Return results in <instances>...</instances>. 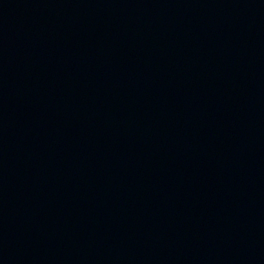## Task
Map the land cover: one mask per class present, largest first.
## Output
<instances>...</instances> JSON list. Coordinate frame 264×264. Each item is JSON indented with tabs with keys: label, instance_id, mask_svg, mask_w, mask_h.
Wrapping results in <instances>:
<instances>
[{
	"label": "water",
	"instance_id": "obj_1",
	"mask_svg": "<svg viewBox=\"0 0 264 264\" xmlns=\"http://www.w3.org/2000/svg\"><path fill=\"white\" fill-rule=\"evenodd\" d=\"M0 264H264V0H0Z\"/></svg>",
	"mask_w": 264,
	"mask_h": 264
}]
</instances>
